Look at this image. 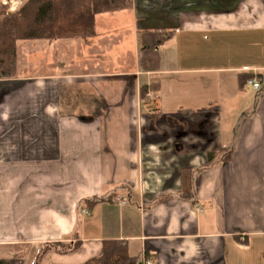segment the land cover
<instances>
[{
    "label": "crops",
    "instance_id": "obj_1",
    "mask_svg": "<svg viewBox=\"0 0 264 264\" xmlns=\"http://www.w3.org/2000/svg\"><path fill=\"white\" fill-rule=\"evenodd\" d=\"M16 52L0 78V260L79 241L38 264H96L112 238L139 264H264V0H132L90 35Z\"/></svg>",
    "mask_w": 264,
    "mask_h": 264
},
{
    "label": "trees",
    "instance_id": "obj_2",
    "mask_svg": "<svg viewBox=\"0 0 264 264\" xmlns=\"http://www.w3.org/2000/svg\"><path fill=\"white\" fill-rule=\"evenodd\" d=\"M131 4L132 0H24L16 10L8 12V3L0 1V78L12 77L15 74L18 40L87 36L94 31V17L97 13L129 8ZM158 62L159 55L152 46L141 48L142 68L154 70L158 67ZM239 76L242 83H247L254 74L243 72ZM146 92L147 86H141L142 98L145 97ZM208 110H216V106H210ZM189 112L190 110H183L184 115ZM180 181V196L192 200L195 190L191 168H181ZM100 200L102 198L87 199L90 206ZM79 243V241H57L44 244L34 264H38L41 253L46 249L65 253L77 248ZM89 262L139 264L129 255L127 246L121 240L112 238L103 240L100 255ZM0 264H17V261L0 260Z\"/></svg>",
    "mask_w": 264,
    "mask_h": 264
},
{
    "label": "built area",
    "instance_id": "obj_3",
    "mask_svg": "<svg viewBox=\"0 0 264 264\" xmlns=\"http://www.w3.org/2000/svg\"><path fill=\"white\" fill-rule=\"evenodd\" d=\"M262 78L259 77H252L247 80V83L250 84L254 89L258 88L260 86V83L262 81ZM118 203L124 205L125 200L121 197L118 198ZM85 213H88V211L84 210ZM143 264H153L152 260L146 259Z\"/></svg>",
    "mask_w": 264,
    "mask_h": 264
},
{
    "label": "rangeland",
    "instance_id": "obj_4",
    "mask_svg": "<svg viewBox=\"0 0 264 264\" xmlns=\"http://www.w3.org/2000/svg\"><path fill=\"white\" fill-rule=\"evenodd\" d=\"M1 2L8 3V10L7 11L9 12L12 6L8 2V0H4V1H1ZM23 2H24V0H16L15 1L16 4H13L14 8L17 9ZM211 52H212V45H211ZM30 70H31V68H30Z\"/></svg>",
    "mask_w": 264,
    "mask_h": 264
},
{
    "label": "water",
    "instance_id": "obj_5",
    "mask_svg": "<svg viewBox=\"0 0 264 264\" xmlns=\"http://www.w3.org/2000/svg\"><path fill=\"white\" fill-rule=\"evenodd\" d=\"M0 1H4V0H0Z\"/></svg>",
    "mask_w": 264,
    "mask_h": 264
}]
</instances>
